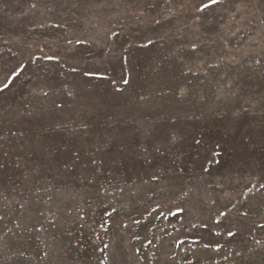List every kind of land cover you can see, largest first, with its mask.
<instances>
[{"label": "rangeland", "instance_id": "obj_1", "mask_svg": "<svg viewBox=\"0 0 264 264\" xmlns=\"http://www.w3.org/2000/svg\"><path fill=\"white\" fill-rule=\"evenodd\" d=\"M0 264H264V0H0Z\"/></svg>", "mask_w": 264, "mask_h": 264}, {"label": "snow or ice", "instance_id": "obj_2", "mask_svg": "<svg viewBox=\"0 0 264 264\" xmlns=\"http://www.w3.org/2000/svg\"><path fill=\"white\" fill-rule=\"evenodd\" d=\"M212 2H215V0H212ZM206 6H207V5H202V8H203V7H206ZM230 234H231V233H230Z\"/></svg>", "mask_w": 264, "mask_h": 264}]
</instances>
